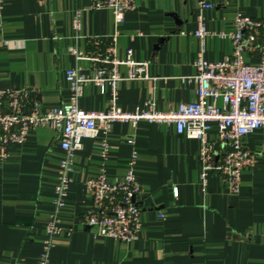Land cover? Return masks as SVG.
I'll use <instances>...</instances> for the list:
<instances>
[{"label":"crops","instance_id":"1","mask_svg":"<svg viewBox=\"0 0 264 264\" xmlns=\"http://www.w3.org/2000/svg\"><path fill=\"white\" fill-rule=\"evenodd\" d=\"M204 1L211 5L202 11L211 32L232 31L237 14L264 22V0ZM198 3L137 0L136 9L116 26L111 11L91 10L90 0H3L0 91L33 88L42 111L58 108L70 95L65 72L77 66L83 73L94 69L90 62L77 61L70 48L91 53L93 40H104V48L115 36L119 60L131 50L132 60L149 64L147 79L118 82L121 110L134 112L147 100L161 112L194 102L197 85L187 78L196 73L194 62L201 50L194 36ZM77 14L78 31L73 26ZM230 53L228 39H205L206 61L218 62ZM126 71L125 66L118 68L121 76ZM110 101L108 85L101 89L89 84L79 106L101 111ZM216 104L221 106L219 100ZM207 136L216 139L215 124ZM102 140L109 146L105 158L99 148ZM246 144L256 162L241 171L239 192L232 193L213 173L202 186L200 142L178 134L174 125L116 122L105 136L83 139L73 157L58 214L61 231L49 264H264V126L249 134ZM133 153L142 190L137 238L123 244L94 237L80 224L90 204L84 184L101 173L111 180L123 178ZM63 157L48 126L30 130L23 143L7 147V159L0 161V264H37Z\"/></svg>","mask_w":264,"mask_h":264},{"label":"built area","instance_id":"2","mask_svg":"<svg viewBox=\"0 0 264 264\" xmlns=\"http://www.w3.org/2000/svg\"><path fill=\"white\" fill-rule=\"evenodd\" d=\"M137 0H90L91 10L109 9L114 24L124 21L125 15L133 12ZM197 29L194 36L201 42V50L194 62L196 73L187 78L197 85L196 100L179 104L174 110L161 112L152 100L134 112L121 110L116 102V87L119 81L148 78V62H136L127 51L125 60L115 54V36L103 48L101 39L93 40L94 50L84 53L70 48L77 61L90 62L94 69L83 73L80 67L65 72L70 95L67 103L49 111H42L36 89L0 91V161L7 159V147L21 144L28 132L37 127L48 126L56 134L64 157L59 163L55 185L53 212L45 225L43 241L37 264H49L50 251L55 236L61 231L59 211L64 206L70 183L69 172L75 152L82 148V140L106 135L116 122L135 126L143 121L174 125L178 134L200 142L199 157L202 162L200 179L205 186L209 174H217L223 186L232 193L240 189L241 171L253 168L255 155L247 148L246 137L264 126V22L237 14L234 29L229 32L207 30L202 11L211 8L199 0ZM3 0H0V17ZM74 29L79 30V16L74 18ZM207 37L228 39L231 45L229 56L218 62H208L203 57ZM108 41V40H106ZM248 58L251 62L245 60ZM120 66L127 68L126 75L118 72ZM94 84L101 89H111L110 106L101 111H86L79 101L83 88ZM209 100L211 102H209ZM221 106H217V101ZM211 124H215L217 136L208 139ZM105 158L109 146L102 140L99 146ZM136 154L128 162L121 179H108L104 173L85 182L90 204L81 214V227L94 237H107L127 244L137 238L140 228L142 190L134 175ZM71 233L73 230H68Z\"/></svg>","mask_w":264,"mask_h":264}]
</instances>
